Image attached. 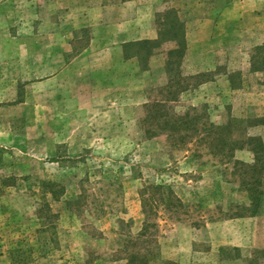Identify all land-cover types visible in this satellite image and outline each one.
Segmentation results:
<instances>
[{"label":"rangeland","instance_id":"rangeland-1","mask_svg":"<svg viewBox=\"0 0 264 264\" xmlns=\"http://www.w3.org/2000/svg\"><path fill=\"white\" fill-rule=\"evenodd\" d=\"M173 1L116 5L152 6L150 39L175 9L200 50L163 41L93 82L68 42L114 0H0V264H110L143 212L148 263L192 237L191 264H264V0Z\"/></svg>","mask_w":264,"mask_h":264},{"label":"crops","instance_id":"crops-1","mask_svg":"<svg viewBox=\"0 0 264 264\" xmlns=\"http://www.w3.org/2000/svg\"><path fill=\"white\" fill-rule=\"evenodd\" d=\"M92 1V0H91ZM114 4L110 6H102L99 4V9L101 10H107V12H114L118 13L121 18L114 19L110 22H103L98 24H93L90 29L87 30V27L85 29L84 27H80L78 30L79 35L76 37L77 40H80L77 43H83L82 48H75L73 45L76 43V41H69V52L74 55V60L76 64L68 63V67H73V65H76L78 68V71H82L83 73H89L91 74V79L93 82L101 77V72L104 73H110V72H117V70L121 72L127 71V65H131L133 60L141 61L143 60L142 55L140 53L144 52L143 50L133 52V46L139 42L143 41H149V40H156L157 37H154L152 39L147 38L149 27H150V19L152 18L153 12H151L152 6H148L147 3L141 4L140 6L136 7L135 12L131 13L130 15L125 17L126 10L123 8H120V6L116 5V0H114ZM173 1V0H172ZM132 2V1H130ZM130 2H123L122 4L125 6L127 3ZM190 0H174L172 3L173 8H184L186 3H189ZM87 4H89V0H87ZM196 4V3H195ZM204 4V3H203ZM200 7V5H198ZM93 6H88L85 8V10H91ZM172 9V8H171ZM170 9V10H171ZM176 12L175 9H172ZM212 17V13H209ZM88 16V12H87ZM115 16V15H114ZM176 16L178 17V13L176 12ZM179 18V17H178ZM208 23L207 20H204L202 24ZM200 32V31H198ZM202 32V31H201ZM187 33V32H186ZM184 36H185V30H184ZM185 48L183 51L184 57H187L191 53H193V50H200L198 47L195 48L191 45H188V39L187 34L185 37ZM164 43V42H163ZM163 43L160 44L163 45ZM159 47V46H158ZM201 48V47H200ZM177 50V47L175 46L172 51ZM68 54V53H66ZM203 53L198 56V58L202 57ZM138 58V59H137ZM206 56H204L205 60ZM201 60V58H200ZM102 63L106 65V70L102 67ZM208 68H211L208 67ZM94 84V83H93ZM143 216V219L139 226L130 227L128 228V236L126 237V240L129 239H136L139 236H142L141 233L144 228V221L145 216L143 213H141ZM230 221H222L219 222L220 225L227 224ZM212 224H205L203 230H208ZM214 228V227H213ZM178 228H174L170 231V235L167 239L164 241H167L170 236L174 237L175 232L174 230H177ZM205 232V231H204ZM206 235V233H204ZM148 236L149 234L143 236L141 238V247L144 250H147L149 248L148 244ZM199 234H196V238L198 239ZM125 241V242H127ZM194 239L192 237H186V244L184 245L183 252L180 253L179 249L177 251H174L168 258L164 259L162 258L160 260L161 264H166L168 262L174 263V264H191V245ZM230 244H233V242H230L229 239H225L224 242L221 243L225 246H230ZM234 246V245H232ZM235 250V249H233ZM118 252V251H117ZM146 254V252H144ZM182 254V255H181ZM123 257V256H122ZM148 261L149 259L146 258ZM126 262L123 258H115L112 259L110 264H124ZM148 264H151L148 263Z\"/></svg>","mask_w":264,"mask_h":264},{"label":"trees","instance_id":"trees-1","mask_svg":"<svg viewBox=\"0 0 264 264\" xmlns=\"http://www.w3.org/2000/svg\"><path fill=\"white\" fill-rule=\"evenodd\" d=\"M166 15H172L173 18H175L174 23H172V25H170L169 29H165L160 33V39H156V40H149V41H143V42H139L137 44H135L136 47H139V49L144 50L143 48H152V47H158L160 46L161 43H163V41H174L176 43V47L177 50L175 51H171L170 54H172L174 57L176 56H181L183 54L184 48H185V36H184V27H182V24L179 22L176 16V12L174 10L172 11H168ZM167 30H169V32H167ZM168 33H170V36L168 39H165V35H167ZM52 186H54V184H52ZM55 187L58 189V192L60 194H62L63 192V187H60L58 184H55ZM161 186H155L154 189L155 190H159L161 189ZM170 192V191H169ZM161 193V192H160ZM53 191L51 193L52 198H54V200H58V195L54 196L53 195ZM252 196V200L255 201L257 197ZM163 198V195H162ZM169 196L166 195V200H169ZM161 200V197H160ZM141 202L143 203V200L141 199ZM145 218H146V214L145 212H143ZM47 216V214H46ZM52 216H56V215H52ZM148 224H146V220L144 221V228L143 231L141 233L142 236L137 237L136 239H129L125 244H123V249L121 251H119L120 253L124 254L123 259L126 260V262L124 264H148V260L145 258V254L142 253L141 249V238L145 235H147V228ZM48 241H50L51 243L55 242V240H50L48 239ZM137 249V251H136ZM144 252L146 253H150L149 250H144ZM166 264H174L171 262H168Z\"/></svg>","mask_w":264,"mask_h":264}]
</instances>
